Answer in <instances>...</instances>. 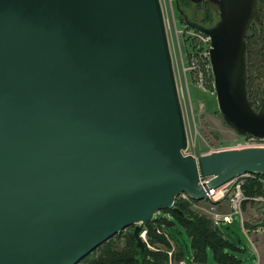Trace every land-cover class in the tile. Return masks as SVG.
<instances>
[{"label":"water","instance_id":"95a60500","mask_svg":"<svg viewBox=\"0 0 264 264\" xmlns=\"http://www.w3.org/2000/svg\"><path fill=\"white\" fill-rule=\"evenodd\" d=\"M188 1L219 10L211 28L184 21L210 38L223 121L264 139L246 87L257 0ZM187 146L160 0H0V264H79L130 227L141 259L179 196L264 175V147Z\"/></svg>","mask_w":264,"mask_h":264},{"label":"rangeland","instance_id":"374dc122","mask_svg":"<svg viewBox=\"0 0 264 264\" xmlns=\"http://www.w3.org/2000/svg\"><path fill=\"white\" fill-rule=\"evenodd\" d=\"M160 4L188 141L187 150L183 154L199 157L210 152L239 149V146L248 142L249 139L239 136L227 126L218 111L214 78L210 61L206 59L209 49L204 43L205 36L188 27L184 21L186 18L189 22L206 29L211 28L220 18L218 7L209 2L193 4L188 0H160ZM263 10L264 8L258 10L259 20L252 22L257 25L250 27L247 34L250 41L247 95L256 110L259 108L260 101L264 99V50L261 55L256 51L257 45L264 49V38L261 39L264 37ZM260 30L262 33L259 35L257 31ZM255 143L264 145V141H255ZM177 200L183 199L179 196ZM191 212L192 215H206L211 218L214 214L228 213L229 207L226 201L212 205L203 200L192 205ZM159 216L167 217L161 212L156 214V217ZM232 217L231 225H219L218 228L225 239L232 244L235 243L241 249L234 255L241 264H264V203L248 201L244 209L242 208L241 217L239 215ZM244 230L249 232L245 233ZM132 231L133 227L127 228L111 239H114L115 244L121 247ZM169 232L172 234L173 241L182 247L186 264H196L193 261L190 240L185 231L176 226ZM142 237L146 243V234L144 233ZM165 239L171 247L173 242L168 238ZM147 249L167 250L161 244H155L153 247L147 245ZM91 254L89 255L91 259L97 256V253ZM79 264H83L82 261ZM206 264H216L210 253Z\"/></svg>","mask_w":264,"mask_h":264},{"label":"trees","instance_id":"16d2710c","mask_svg":"<svg viewBox=\"0 0 264 264\" xmlns=\"http://www.w3.org/2000/svg\"><path fill=\"white\" fill-rule=\"evenodd\" d=\"M187 1V0H186ZM257 8H264L262 0H257ZM264 14V10H263ZM255 23V22H254ZM251 23L250 27L257 25ZM249 27V29H250ZM248 29V31H249ZM262 31H257L261 34ZM248 34V32H247ZM246 34V61L248 62L250 52V41ZM264 37L261 39L263 40ZM263 42V41H261ZM264 44V42H263ZM263 48L257 45V53L261 55ZM247 70L249 69L247 63ZM248 78V75H247ZM247 87V84H246ZM248 94V92H247ZM249 99V98H248ZM253 177L245 180L242 186L244 196L248 198H255L264 196V180L263 174H252ZM200 201H176L171 209L161 211L167 217H156L152 219L145 226L146 234V247L144 255L139 259V250L132 237V234L126 238L124 244L118 247L115 240L111 239L98 247L93 253H97L95 258L90 256L84 261L83 264H186L185 255L182 247L173 241L172 234L169 232L176 226L182 228L188 236L191 244L192 258L196 264H206L208 254L210 253L216 264H241V261L234 255L241 249L235 243H230L223 237L218 226L212 223L211 218L206 215H196L191 212V207ZM243 202L242 208L244 209L246 203ZM254 202V201H253ZM177 209V210H174ZM248 227V224L245 223ZM120 234V233H119ZM167 236V237H166ZM173 242L170 247L167 239ZM155 244H161L167 248L166 251L149 250L147 245L153 247ZM171 250V251H170ZM92 253V254H93ZM91 254V255H92Z\"/></svg>","mask_w":264,"mask_h":264},{"label":"built area","instance_id":"2783aa9c","mask_svg":"<svg viewBox=\"0 0 264 264\" xmlns=\"http://www.w3.org/2000/svg\"><path fill=\"white\" fill-rule=\"evenodd\" d=\"M202 34V33H201ZM204 35V34H203ZM205 37V44L208 45V49L210 50V38L206 35H204ZM206 59H209V52L208 55H206ZM210 69H211V64H210ZM212 71V69H211ZM249 139L248 142L242 144L239 146V149H243V148H257V147H264V145H258L255 143V141H264V139H259V138H254V137H247ZM253 177L252 174H245L242 176H238L234 179H232L231 181H229L228 183L216 188V189H211L206 191V197H205V201L211 203L212 205H216L217 203H221L226 201V203L228 204L229 207V212L228 213H224V214H214L211 217L212 223L215 226H219V225H231L233 223V215H239L241 217V213H242V204L245 201H255V202H261L264 203V196H258L255 198H248L246 196H244L243 192H242V186L245 182L246 179ZM207 180H203L200 183H206ZM262 182L264 183V180H262ZM181 198L184 201H189L190 199L185 195L182 194ZM182 200V201H183ZM245 231V230H244ZM249 231L247 230V232L245 231V233H248ZM263 232H264V228H263Z\"/></svg>","mask_w":264,"mask_h":264},{"label":"crops","instance_id":"0c3cea01","mask_svg":"<svg viewBox=\"0 0 264 264\" xmlns=\"http://www.w3.org/2000/svg\"><path fill=\"white\" fill-rule=\"evenodd\" d=\"M263 1V3H264V0H262Z\"/></svg>","mask_w":264,"mask_h":264}]
</instances>
